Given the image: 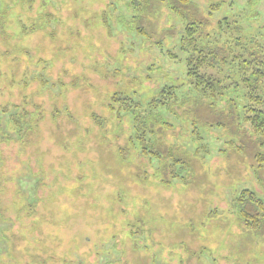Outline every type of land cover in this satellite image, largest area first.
Listing matches in <instances>:
<instances>
[{
    "label": "rangeland",
    "instance_id": "374dc122",
    "mask_svg": "<svg viewBox=\"0 0 264 264\" xmlns=\"http://www.w3.org/2000/svg\"><path fill=\"white\" fill-rule=\"evenodd\" d=\"M158 1L0 0V264H264V225L248 230L234 207L243 189L264 200L253 153L264 148L193 125L203 104L185 88L167 96L176 104H151L186 82L183 63L163 54L185 19ZM189 1L198 17L220 3L206 29L224 17L264 26V0ZM114 95L164 122L145 138L190 162L186 181L141 153L140 116Z\"/></svg>",
    "mask_w": 264,
    "mask_h": 264
},
{
    "label": "trees",
    "instance_id": "16d2710c",
    "mask_svg": "<svg viewBox=\"0 0 264 264\" xmlns=\"http://www.w3.org/2000/svg\"><path fill=\"white\" fill-rule=\"evenodd\" d=\"M129 1L134 9L137 6L140 9L146 8L150 3V0ZM170 1L171 3L173 1L170 8L178 12L185 22L179 32L175 49H168L163 54L183 63L186 82L177 86H163L151 104L171 106L175 102L167 96H175L178 87L185 88L184 92H192L194 96H197L193 99L195 101H192L193 105L203 104L202 113L198 110L197 115L189 117L193 125L203 123L204 126L209 127L225 126V130L232 135L239 134L242 137L248 135L249 138H254V144L257 143V146L264 148V93L262 91L264 86V26L250 31L248 30L250 25L240 24L235 19L229 20L228 17H224L215 20V27L206 29L208 20L212 21V16L219 9L220 3L210 5L206 16L198 17L197 12H194V10L197 11L194 1ZM158 2L161 4V0ZM150 7L149 5L148 8ZM137 18L140 20L141 17L137 16ZM143 29L146 28L142 27ZM138 30L141 31V27H138ZM247 31L250 33L248 34ZM163 33L171 35L172 31L167 29ZM229 92H241L246 103L238 109L233 98H226ZM112 99L114 102H120V107L125 111H130L134 116H140V119L136 117L137 134L134 137L139 138L141 153L152 154L160 159V169L163 173L171 169L172 179L186 181L187 177L181 172L182 165L185 163L190 165V162L177 158L172 149H167L168 152L163 156L159 138L156 137L155 140L145 138L146 133L153 135L156 132L150 125L153 120L156 121L155 124L162 125L164 122L159 121L153 112L138 115L136 106H127L128 103L120 101L121 99L116 98L115 95ZM221 112L226 118H219ZM145 140L148 141L145 142ZM238 150L243 151L241 147ZM253 153H256L254 158L258 163L257 166L262 167L260 162L264 161V150L259 152L254 149ZM169 180L165 182L169 183ZM234 207L238 208L240 222L244 221L243 225H246L248 230L261 231L264 225V200L262 198L257 197L252 190L243 189L235 199Z\"/></svg>",
    "mask_w": 264,
    "mask_h": 264
}]
</instances>
